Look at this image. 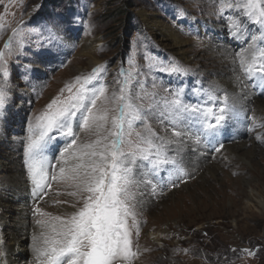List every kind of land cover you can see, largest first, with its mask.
Masks as SVG:
<instances>
[{
    "label": "rangeland",
    "instance_id": "374dc122",
    "mask_svg": "<svg viewBox=\"0 0 264 264\" xmlns=\"http://www.w3.org/2000/svg\"><path fill=\"white\" fill-rule=\"evenodd\" d=\"M249 2L0 0V96L4 100L0 108V160L23 174L38 194L20 205L18 200L9 203L28 208L25 251L32 257L25 264H46L44 257L36 259V248H44V240L54 236L51 227H42L37 220L58 225L53 218L67 219L82 206L79 196L69 195L77 191L78 183L71 178L70 164L63 165L66 172L60 173V152L68 143L67 137L53 139L38 150L36 158L47 176L41 181L42 189L32 183L26 155L29 124H35V117L44 113L53 99H66L69 87L75 93L82 85L89 96L101 85L105 88L108 100L100 98L96 106L106 108L108 116L100 137L111 139L109 131H116L112 117L125 105L123 151L137 152L134 162L129 157L125 163L131 171L121 197L134 213L127 222L136 255L118 264H264V121L254 122L249 109L242 105L229 100L226 106L212 99L207 89L211 95L228 97L221 90H212L213 80L204 75L217 65L206 53L216 44L229 48L238 61L250 65L255 57L257 68L264 65V23L249 15ZM252 2L264 8V0ZM143 18H156L187 39L189 61L158 40V34L148 29ZM86 45H91L97 64L82 53ZM170 68L180 71H166ZM244 69L238 71L246 80ZM190 95L199 100L190 99ZM262 95L259 98L264 101ZM121 96L123 100L117 99ZM173 100H179L180 106H173ZM206 105H213L214 111L228 109V124L236 121L232 129L242 134L231 142L246 137L256 147L251 156L245 154L249 162L239 158L234 165L220 161L218 181L208 176L196 178L165 141L167 133L177 136L176 132H183L190 138L185 129L187 121L191 125L194 115ZM185 109L193 112L178 114ZM242 111L247 120L236 116ZM227 122L212 131L223 136ZM78 123L79 116L73 121L78 145L98 138ZM214 123L209 120V124ZM202 130L205 128L199 126L195 138L190 139L204 151L217 154L198 143L204 136H198ZM149 140L156 147L150 149L149 160H144L139 149L147 148ZM246 147L251 148V144ZM157 148L168 163L154 167L151 161L156 159ZM53 174L57 179H52ZM240 177L250 179L249 185H243ZM228 179L236 182L228 186L231 190ZM252 185L259 190L262 204L245 200ZM4 190L0 184V193ZM159 230L158 240L152 233ZM66 262L62 259L61 264Z\"/></svg>",
    "mask_w": 264,
    "mask_h": 264
},
{
    "label": "snow or ice",
    "instance_id": "6c2138e0",
    "mask_svg": "<svg viewBox=\"0 0 264 264\" xmlns=\"http://www.w3.org/2000/svg\"><path fill=\"white\" fill-rule=\"evenodd\" d=\"M247 7L250 9L249 15L264 23V8L252 0ZM255 59L253 57V63L244 71L250 77L259 73L264 80V65L257 68ZM166 71L179 72L180 69L170 68ZM68 91L70 95L66 99H53L47 105L46 111L35 117V124H29L26 155L32 183L36 189H42L41 181L46 178L47 173L40 167L42 162L36 158L38 150L53 139L67 137L68 143L60 152V173L63 175L66 172L63 165L70 164L71 178L78 183L77 191L69 195L79 196L78 202L82 201V206L73 211L67 219L53 218L59 221L58 225L47 220H37V224L42 227H51L54 236L45 239V247H37L36 251L45 258L46 264H61L65 258L67 264H118L120 260L127 261L136 255L132 251L131 230L127 222L130 215L134 218V213L121 198L131 171L125 163L129 157L132 158L131 162H134L137 156L136 151L126 153L122 147L125 105L120 106L118 116L112 117V128L116 131H109L111 139L100 137L99 133L104 130L108 120L107 109L96 107L98 99L108 100L104 86L101 85L90 96L86 94L83 85L75 93L71 87ZM117 99L123 100L124 97ZM3 105L4 100L0 96V108ZM172 105L178 107L180 101L173 100ZM224 111L225 109H220L221 115L215 117V123L206 124L205 127L213 131L221 127L226 119ZM78 116V126L97 135L95 141L78 145L79 135L73 127V121ZM146 143L148 147L139 149V154L144 160H149L150 149L156 146L150 140ZM222 147L221 144L220 148ZM215 150L219 151V148ZM162 157L163 153L157 148L156 159L151 161L152 165L159 167L168 163ZM52 179H57V176L53 174ZM73 207L75 208V205Z\"/></svg>",
    "mask_w": 264,
    "mask_h": 264
},
{
    "label": "bare ground",
    "instance_id": "6f19581e",
    "mask_svg": "<svg viewBox=\"0 0 264 264\" xmlns=\"http://www.w3.org/2000/svg\"><path fill=\"white\" fill-rule=\"evenodd\" d=\"M143 19L145 20L148 29L158 34V40L162 41V43L164 42V45L171 47L176 54L180 55L181 59L189 61L187 58V46L189 45L187 39L175 33L172 28H169L166 24L156 18ZM86 46L87 48L83 49L82 53L90 57V63H94L93 65L97 64V58L90 52L91 45ZM206 53L208 54L209 59L216 62L217 65L211 73H205L204 75L207 79L211 78V80H213L210 84L215 87V89L212 90H221L222 92H225V96L228 97L227 99H222L221 96L211 95V92L207 89L206 92L211 96V98L216 101L223 102L226 106L229 105V100L232 103L242 105L243 107L249 109V114H251V119L254 122L264 121V101L259 98L263 97L262 94H264V80H262L261 75L259 73L254 77H250L248 75L246 80L243 79L238 70L240 67L244 69L245 65L248 64L244 61H238L236 57H232V51L227 47H222L221 45L216 44L214 47L210 46L208 51L206 50ZM250 91L256 97H254ZM200 96L204 97L203 94ZM190 99L199 100L198 97L191 95ZM222 108L225 109L223 115L226 117L223 124H226L227 119L230 117V114L227 115L228 109L220 107L217 108V111H214L213 105H206L200 108V110L194 115L195 120H191V125H189L187 121L188 126L185 128L191 139L195 138L194 135L197 133L195 130H197L199 126L201 128H205V131L202 130V132L198 135H204L199 139L198 143L206 145L208 149L213 152L215 149L220 148L221 144L223 145L225 143L217 154L208 153L206 152L207 150L204 151L194 141L186 137L183 132H179V135L177 136L167 133L169 135L166 137L167 139H165L167 142L166 144L171 145L175 154L185 165H188L189 169H191V173H193V175L195 174L196 178L201 179L204 176H208V178L218 181L217 174L221 171L220 161L221 163L225 161V163H231L234 165L235 159L239 158L249 162L250 160L245 157V154H250L251 156V150H255L256 148L252 139L249 140L246 137L231 142L232 139L238 135L242 136V134L233 131L232 127L237 125L234 120H231L229 122L230 124L227 122V126L230 128L227 126L225 127L227 132L225 131L226 134L223 136H221L219 132H213L205 127L206 124H209L210 119L215 120V117L221 115L220 109ZM191 110H178V114L184 116ZM191 112H193V110ZM205 112H209L208 116L206 118H202L203 113ZM236 116H238V119L241 121L247 120L248 118L245 111L236 114ZM247 144H251V148L247 149ZM6 158L10 161L12 160V157ZM220 158L222 160H219ZM13 168L14 167L5 165L4 160H0V184L3 188H5L3 194L0 193V264H12L13 262L25 264V260L28 258L31 259L32 257L27 254V251H25L27 249L25 240L28 239L29 230V228H27L28 223L26 220L29 213L28 208L17 206L15 203L12 205L9 203H13L10 200L14 202L15 200H18V205H20L28 199L37 198L38 194L34 191V186L31 185V183H27L23 174L15 171ZM240 178L243 185H249L250 179L245 177ZM47 182H50L49 178L47 179ZM231 184L235 185L236 182L231 180L229 181L228 179L227 188L230 189L228 186ZM182 186L185 187V184ZM255 186L256 185H252V187L247 190L245 193V200L248 203L254 202L259 205L263 203V200L261 199L259 190ZM43 196L44 195H39L38 198ZM161 232L162 231L159 230L158 232H153L152 235L155 239L159 240L158 236ZM35 255L37 259L39 254L36 252Z\"/></svg>",
    "mask_w": 264,
    "mask_h": 264
},
{
    "label": "trees",
    "instance_id": "16d2710c",
    "mask_svg": "<svg viewBox=\"0 0 264 264\" xmlns=\"http://www.w3.org/2000/svg\"><path fill=\"white\" fill-rule=\"evenodd\" d=\"M128 19V17L126 18V20Z\"/></svg>",
    "mask_w": 264,
    "mask_h": 264
}]
</instances>
